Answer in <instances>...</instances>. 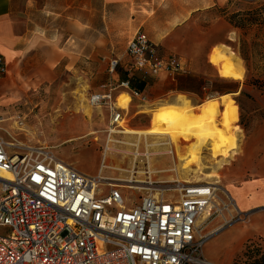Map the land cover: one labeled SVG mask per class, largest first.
Returning a JSON list of instances; mask_svg holds the SVG:
<instances>
[{
  "label": "rangeland",
  "instance_id": "obj_1",
  "mask_svg": "<svg viewBox=\"0 0 264 264\" xmlns=\"http://www.w3.org/2000/svg\"><path fill=\"white\" fill-rule=\"evenodd\" d=\"M84 1H41L40 4L46 8L37 16L38 20L55 33L61 29V39L68 36L66 31L70 23L77 22L79 31L85 29L79 27L81 24H87V45L91 40L92 57L82 56L72 72L60 70L56 83L36 90L25 101L13 105L8 114L0 116V137L14 145L12 150L16 152L49 149L77 171L102 176L107 179L102 186L105 193L109 184L128 186L123 190L129 200L127 206L137 204L145 193L130 187L141 189L147 185L124 181L134 177L144 181L150 175L144 172H150L155 180L170 183L175 180L187 184L219 181L215 185L219 187L218 209L222 213L214 215L203 234L226 226L204 244V255L215 264H256L264 257V235L259 228V216L264 213V207L244 214L243 221L229 222L236 212L235 204L227 196L231 195L233 186L241 187L264 179V0L214 6L182 16L178 10L180 2L199 6L204 0H146L135 3V9L138 5L145 8L140 13L147 17L159 6L161 10L167 9L166 17L172 16L171 25L176 26L167 33L168 48H160L162 55L197 61L201 57L208 59L211 50L219 47L209 58L221 76L227 78L221 86L226 91L224 95H231L228 112L234 116L231 131L237 140L234 149L229 151L231 156L223 160L219 156L218 163L212 158L209 145L189 161L188 152L194 140L179 139L173 144L168 136L123 133L151 127L156 116L150 117L147 113L136 117L128 114L121 125L123 128L117 129L118 132L111 137L114 140L110 143L112 150L104 156L109 110L92 107L90 100L94 94L100 93V86L110 78L107 71L109 60H126L129 41L140 27L144 29L148 23L144 19H136L138 12L132 7H107L104 0H87V6H84ZM168 2L170 6L166 7ZM181 19L183 21L178 23ZM161 21L164 17L159 23ZM84 34L79 35L83 55L86 51ZM230 52L235 54L232 63L241 71V78L225 75L230 68L227 61ZM124 92L121 90L118 94ZM221 96L210 94L197 104L190 103L198 108L205 101ZM141 100L145 101L146 97ZM170 106L175 108L168 111L173 114L179 103L174 101ZM177 150L186 159L180 161L176 156ZM137 152L140 154L138 157L134 155ZM237 229L243 236L240 242L236 239L239 235Z\"/></svg>",
  "mask_w": 264,
  "mask_h": 264
},
{
  "label": "built area",
  "instance_id": "obj_2",
  "mask_svg": "<svg viewBox=\"0 0 264 264\" xmlns=\"http://www.w3.org/2000/svg\"><path fill=\"white\" fill-rule=\"evenodd\" d=\"M126 53L129 74L157 77L162 72L172 76L185 72L179 57L162 55L143 32L129 41ZM118 64L112 61V69ZM6 73L0 55V78ZM121 90L143 98L125 80L90 100L92 107L109 110L104 156L112 150V135L125 122L114 96ZM12 147L0 137V171L12 176V181L0 179V264H215L205 257L203 247L226 225L210 234L203 231L217 212L222 213L218 186L159 181L144 172L150 174L146 180L134 177L133 182L147 187L130 189L145 193L137 204L127 206L123 190L128 186L109 184L105 193L107 179L77 171L49 149L21 153ZM227 197L236 212L229 222L243 221L246 213L230 194ZM207 211L212 215L200 224Z\"/></svg>",
  "mask_w": 264,
  "mask_h": 264
},
{
  "label": "crops",
  "instance_id": "obj_3",
  "mask_svg": "<svg viewBox=\"0 0 264 264\" xmlns=\"http://www.w3.org/2000/svg\"><path fill=\"white\" fill-rule=\"evenodd\" d=\"M41 1L45 0H0V55L4 57L7 68L6 75L0 78V116L8 114L13 105L25 101L36 90L56 83L60 70L64 73L72 72L76 70L82 56L92 57L93 44L91 40L87 45V24L84 22L83 25L79 22L81 24L79 27L85 28L79 31L77 22L70 23L69 29L66 31L68 36L61 39V29H57L55 33L38 20L37 16L46 8L40 4ZM140 1L146 0H104L107 7L126 5L132 9H135V3L138 4ZM236 2L250 4L254 0H204L199 6L196 3L186 5L184 2H180L179 16L190 15L197 10L214 6H229ZM84 6H87V0L84 1ZM168 6H170L169 2L166 7ZM142 8L144 7L137 6L135 10L138 13L135 17L146 20L148 24L144 29L140 27L136 33H145L159 51L163 47L168 48L167 33L176 26L171 25L172 16L166 17L167 9L161 10V6H159L149 12L150 15L147 17L140 13ZM161 17H164V21L159 23ZM182 21L183 19L178 23ZM50 32H53L52 36H50ZM81 33H85L86 51L84 55L79 46ZM216 48L219 47H214L209 57ZM125 56L126 60L116 59L119 64L115 70L111 67L113 60H109L107 71L110 78L100 86V93H106L110 85L130 80L131 89L140 91L142 96L146 97V100L142 101L139 98L131 97L125 90L122 94L115 93L117 104L123 109L125 118L128 114H131V117H136L147 113L153 117L162 110L172 111L175 108L170 105H173L180 96L197 104L202 101V97L207 95H224L226 93L221 85L226 82L227 78L221 76L220 70L211 64L209 57L208 59L201 57L197 61L180 58L185 64V72L176 76L162 72L159 76L152 77L145 76L141 72L129 74L125 69L129 57L127 53ZM201 56H204V53ZM230 192L239 209L244 213L248 214L257 208L264 207V179L255 180L241 187L233 186ZM259 218L261 220L259 228L264 235V213ZM237 231H239V235L236 239L240 242L243 236L240 230L237 229Z\"/></svg>",
  "mask_w": 264,
  "mask_h": 264
},
{
  "label": "bare ground",
  "instance_id": "obj_4",
  "mask_svg": "<svg viewBox=\"0 0 264 264\" xmlns=\"http://www.w3.org/2000/svg\"><path fill=\"white\" fill-rule=\"evenodd\" d=\"M233 57H235V54L230 52L227 60L230 68L229 71L225 72V75L241 78V71L237 70L232 63ZM177 101L179 107L175 113L172 114L166 110H162L156 116L155 123L148 129L138 132L124 131L123 133H135L141 136H168L172 142L179 139L185 141L194 140L188 152V156L190 157L189 161L194 158L195 155L202 153L203 148L208 145L212 158L216 160L217 163V158L219 156L222 157V160L230 157L231 154H229V151L234 149V143L237 140L234 131H231V122L234 120V116L228 112V107L231 106L229 104L231 102V95L213 98L206 101L198 108H195L190 103V100L184 96H180ZM226 107L227 109H225ZM134 155L138 157L140 154L137 152ZM176 156L180 161L186 159V157L180 156L178 150ZM0 179L12 181V176L9 172L0 171ZM133 179L134 178H130L124 182L132 184L134 183ZM218 182L219 181L215 183ZM215 183L210 184L215 185ZM110 185L114 186L113 184ZM130 188L133 187L131 186ZM208 212L209 211L203 215L199 222L200 224L212 215V213Z\"/></svg>",
  "mask_w": 264,
  "mask_h": 264
},
{
  "label": "trees",
  "instance_id": "obj_5",
  "mask_svg": "<svg viewBox=\"0 0 264 264\" xmlns=\"http://www.w3.org/2000/svg\"><path fill=\"white\" fill-rule=\"evenodd\" d=\"M256 264H264V257L261 258Z\"/></svg>",
  "mask_w": 264,
  "mask_h": 264
}]
</instances>
